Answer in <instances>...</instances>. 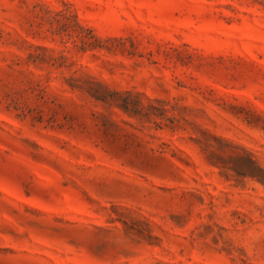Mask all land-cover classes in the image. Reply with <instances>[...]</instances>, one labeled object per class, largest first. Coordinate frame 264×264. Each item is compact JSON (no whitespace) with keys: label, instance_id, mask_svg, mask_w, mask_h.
Returning a JSON list of instances; mask_svg holds the SVG:
<instances>
[{"label":"rangeland","instance_id":"rangeland-1","mask_svg":"<svg viewBox=\"0 0 264 264\" xmlns=\"http://www.w3.org/2000/svg\"><path fill=\"white\" fill-rule=\"evenodd\" d=\"M0 264H264V0H0Z\"/></svg>","mask_w":264,"mask_h":264}]
</instances>
